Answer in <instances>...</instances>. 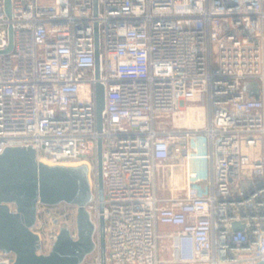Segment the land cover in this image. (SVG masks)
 Returning <instances> with one entry per match:
<instances>
[{"label":"built area","instance_id":"built-area-1","mask_svg":"<svg viewBox=\"0 0 264 264\" xmlns=\"http://www.w3.org/2000/svg\"><path fill=\"white\" fill-rule=\"evenodd\" d=\"M11 5L9 17L0 0V154L31 146L39 160L88 164L87 210L97 232L104 217L106 264L264 260V0H98L97 14L93 0ZM253 81L258 97L245 88ZM193 107L203 122L188 119ZM76 215L67 203L38 206L40 252L62 224L77 236ZM159 224L181 228L161 234ZM14 261L0 251V264ZM82 264H101L99 240Z\"/></svg>","mask_w":264,"mask_h":264},{"label":"water","instance_id":"water-1","mask_svg":"<svg viewBox=\"0 0 264 264\" xmlns=\"http://www.w3.org/2000/svg\"><path fill=\"white\" fill-rule=\"evenodd\" d=\"M94 13L98 12V0H93ZM5 9L9 17L12 14L11 0H5ZM96 31V77L99 73V34ZM13 30L10 27V46L12 47ZM245 88L250 95L258 97L257 82H248ZM105 106V88L96 84V119L97 130L103 129V109ZM103 139L98 137L97 147V194L100 211L104 210L103 179ZM88 164L76 166L47 164L38 159V152L29 146H12L0 154V251L14 253L13 264H82L100 244L101 264H106L105 220L99 217L98 232L92 221L87 205L92 201L93 190ZM67 203L77 207L76 231L62 224L57 237L48 253L40 252V236L34 231L38 219L40 204L57 206ZM234 231L243 230L245 224L232 223ZM264 264V260L257 263Z\"/></svg>","mask_w":264,"mask_h":264},{"label":"crops","instance_id":"crops-1","mask_svg":"<svg viewBox=\"0 0 264 264\" xmlns=\"http://www.w3.org/2000/svg\"><path fill=\"white\" fill-rule=\"evenodd\" d=\"M181 227L179 225H173V224H159L158 225V231L161 234H166L169 232H175L178 231ZM167 239L161 240V256L167 257L168 256V250L164 247L166 244H168Z\"/></svg>","mask_w":264,"mask_h":264},{"label":"bare ground","instance_id":"bare-ground-1","mask_svg":"<svg viewBox=\"0 0 264 264\" xmlns=\"http://www.w3.org/2000/svg\"><path fill=\"white\" fill-rule=\"evenodd\" d=\"M204 115H205L204 108H201V107H193L192 108V111H190V113L188 114V119H190L191 121L198 120L197 122L199 124L200 122H203ZM40 160L42 162H45L47 164H51L52 165V163L48 159H46V158H41ZM72 164H78V163H72ZM72 166H76V165H72Z\"/></svg>","mask_w":264,"mask_h":264},{"label":"rangeland","instance_id":"rangeland-1","mask_svg":"<svg viewBox=\"0 0 264 264\" xmlns=\"http://www.w3.org/2000/svg\"><path fill=\"white\" fill-rule=\"evenodd\" d=\"M68 165H78V164H68ZM69 210H72V209H69ZM41 216V215H40ZM70 219H72V218H70ZM71 222V221H70ZM42 227H44L43 226V222H42V218H40L39 217V222H38V224L36 225V228H37V230H39L40 232H41V234L43 235V237H45L46 236V231L48 230V227H44V228H42ZM44 229V230H43Z\"/></svg>","mask_w":264,"mask_h":264}]
</instances>
